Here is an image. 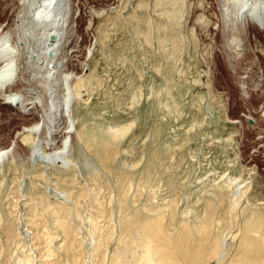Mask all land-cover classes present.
Listing matches in <instances>:
<instances>
[{
    "label": "rangeland",
    "instance_id": "1",
    "mask_svg": "<svg viewBox=\"0 0 264 264\" xmlns=\"http://www.w3.org/2000/svg\"><path fill=\"white\" fill-rule=\"evenodd\" d=\"M87 1L98 15L68 59L86 136L69 164L31 158L33 119L0 111V148L19 140L0 164V264H141L155 218L152 246L170 261L264 264V35L252 25L258 41L236 60L215 0ZM16 6L0 1V24Z\"/></svg>",
    "mask_w": 264,
    "mask_h": 264
},
{
    "label": "bare ground",
    "instance_id": "2",
    "mask_svg": "<svg viewBox=\"0 0 264 264\" xmlns=\"http://www.w3.org/2000/svg\"><path fill=\"white\" fill-rule=\"evenodd\" d=\"M15 1L16 11L14 10L13 15L9 16L10 23L7 19L0 24V111L4 106L11 105L13 109L15 107V110L21 113V116L33 119L30 123L25 121L26 124L22 128V132L27 133L26 139L30 133L34 132L40 137L33 146L31 145V158L50 162L62 160L69 164L68 156L72 139L80 138L81 135L86 136V132L76 131L75 120L72 117L76 86L82 76L75 75L70 70L68 59L79 51L81 39L79 27L83 19L98 15L96 13L98 10L88 4L87 0ZM215 2L222 19L228 55L236 60L246 58L251 48L249 41H258L252 25L264 35V0H215ZM89 28L85 26L83 29L87 32ZM222 51L225 52L223 49ZM252 53L256 60L258 55L255 56L254 50ZM248 67L245 65V71L239 74L240 89L245 96L250 82V75L246 71ZM261 69L255 80L256 87H261L264 80V72ZM259 113L264 118V111L259 110ZM248 118L250 121L253 120ZM121 130L117 129L110 133L117 136L121 133L118 131ZM262 138L263 136L259 137V139ZM17 140L15 139L10 147L0 148V164L10 152L13 155L18 153ZM107 141L106 139V146ZM156 220L155 218L152 221H145V225H142L144 227H141V233L138 234L140 235L138 243L146 252L142 256L141 264H181L170 261V256L168 257L161 246H152L156 241L157 230L158 233L161 232L160 226L158 229L161 221L158 224ZM162 241L167 243L168 240L163 237L161 241L160 238L157 239V243ZM251 242L250 238H246V247H249ZM165 253L167 256L164 255ZM121 260L124 259L119 256V261Z\"/></svg>",
    "mask_w": 264,
    "mask_h": 264
}]
</instances>
